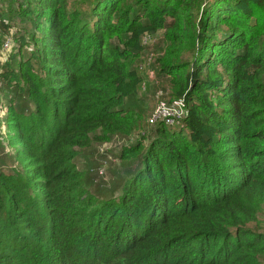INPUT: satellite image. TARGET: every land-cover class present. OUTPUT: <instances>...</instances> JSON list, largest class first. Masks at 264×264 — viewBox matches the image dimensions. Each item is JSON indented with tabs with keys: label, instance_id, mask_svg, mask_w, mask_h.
Segmentation results:
<instances>
[{
	"label": "trees",
	"instance_id": "1",
	"mask_svg": "<svg viewBox=\"0 0 264 264\" xmlns=\"http://www.w3.org/2000/svg\"><path fill=\"white\" fill-rule=\"evenodd\" d=\"M82 4H12L26 35L0 64L17 91L0 130V264H263L250 227L264 210V0ZM160 32L157 69L184 114L121 149L131 174L99 197L77 155L140 125L135 62Z\"/></svg>",
	"mask_w": 264,
	"mask_h": 264
},
{
	"label": "rangeland",
	"instance_id": "2",
	"mask_svg": "<svg viewBox=\"0 0 264 264\" xmlns=\"http://www.w3.org/2000/svg\"><path fill=\"white\" fill-rule=\"evenodd\" d=\"M14 1H0V20L4 19L9 25L8 29L10 30L6 33L0 29V64L11 52L16 50V39L26 35L24 30L26 18L19 15L16 8L12 6ZM68 1L71 6L75 3L79 5L84 2V0ZM82 5L86 6V4ZM29 28L30 26H27V29ZM150 37L145 42L142 39V44L145 46V49L138 55L135 62L138 72L142 75V83L135 97L138 99L136 102L137 106L143 112V120L141 122L138 121L140 125L135 127L129 135H113L107 141L93 142L89 148L80 150L77 155V161L84 168L88 180H92V186L88 185L89 191L95 195L97 194L99 197H105L110 194H113V197L118 196L120 192L118 185L120 179H122L123 184L126 176L131 174V172L125 174V171L133 165L119 159L120 150L134 145L143 135H146V133L149 134L150 129L156 125V121L163 119L161 112L172 111L175 107L173 104H170L171 100L174 99L172 96L173 88L171 81L167 76L160 75L157 69L159 66L158 60L163 55L167 43L164 40L163 32ZM189 55L186 54L182 62L190 61ZM16 97L17 91L7 88L0 80V130L6 138L8 136L9 126L6 124L4 117L7 114V105L10 101L8 98L15 99ZM24 102L25 99L22 97L21 99H16L14 104L17 106L18 103ZM144 145H146V142H144ZM6 149L9 151L8 147ZM2 159L3 156L0 154V161ZM12 160L10 164H6V170L12 165ZM250 228L264 234V210L258 213L257 221L252 223Z\"/></svg>",
	"mask_w": 264,
	"mask_h": 264
},
{
	"label": "built area",
	"instance_id": "3",
	"mask_svg": "<svg viewBox=\"0 0 264 264\" xmlns=\"http://www.w3.org/2000/svg\"><path fill=\"white\" fill-rule=\"evenodd\" d=\"M150 36H145L143 38L144 42L147 41L148 39H150ZM182 100H177L174 102V110L172 111H163L161 112V114L163 115V119H165L168 123L171 122V117H174L176 119H180L182 117V110H183V106H182Z\"/></svg>",
	"mask_w": 264,
	"mask_h": 264
}]
</instances>
